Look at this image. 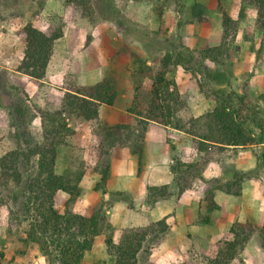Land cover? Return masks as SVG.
<instances>
[{"label":"rangeland","instance_id":"1","mask_svg":"<svg viewBox=\"0 0 264 264\" xmlns=\"http://www.w3.org/2000/svg\"><path fill=\"white\" fill-rule=\"evenodd\" d=\"M195 1H201L208 6L210 16L208 23H200L191 17L190 6ZM51 2L50 14L42 16L40 13L32 17L37 3H34L32 8L27 5L25 9L24 5L19 3L10 6L4 12L6 16H9L8 19H0V33L4 32L0 35V42L4 44V48L10 49L8 66L13 67L14 70L24 55L25 36L22 31L28 22H32L44 31L60 27L63 31L75 28L77 30L73 33L70 31L67 35L63 34V38L61 37L55 42L56 50L49 62V79L36 80L17 70L8 71L10 80L18 83L29 95L33 104L42 108H61L67 91L84 86L86 83L83 84L82 81L87 78L88 73L83 65L89 62L91 65L95 64L93 71H96L98 64L102 65L104 74L112 69L119 77L121 76L125 92L118 100L125 98L124 95L132 96V81L129 74L134 69L133 58L130 56L118 58L113 64L110 61L111 58L117 57L124 45L130 46L135 52L149 60L150 65H154L152 57H163L168 51L173 54L181 52L186 59L189 58L190 53L198 58L203 47L218 46L221 43L224 45V54L217 62H212L209 59L204 62L211 69H216L224 75L226 81L223 83H216L200 73L195 60L192 62L186 60L185 66L173 65L167 73L168 79L175 82L184 103L183 108L178 112V117L186 124L193 118L211 112L215 108L217 105L215 91L224 90L227 93L238 94L247 91L255 95L264 92L263 33L253 26L257 10L243 4V0H223L226 10L236 20L227 35L223 25V16L218 10L217 0H181L183 4L181 10H178L175 2H169L165 6L163 24L153 10L152 0L140 1V7L145 11L143 14L136 13L130 6L127 9L128 14L124 13L116 6L115 0H87L94 9L92 18L84 14L83 8L78 5V0H51ZM20 9H24L22 11L25 16H10L11 13L19 12ZM59 9L63 11L62 15L58 14ZM247 33L251 38L245 37ZM95 38L96 40L93 42ZM2 60L0 57V64H6L5 60ZM185 68L191 71H187ZM3 69L0 68V72ZM177 78L183 84L182 89L178 87ZM199 80L205 85L203 89L199 86ZM80 81L82 84H79ZM145 84L146 87L150 86L152 81L147 80ZM122 101L124 100L121 99L118 104H121ZM254 107L256 110H260L258 115L264 120V102H260ZM67 121L73 127L74 132L66 137L59 154L57 172L63 173L69 168L73 172H82L83 175L79 183V194L75 199H72L68 193L59 191L56 195V207L61 212L70 210L88 216L101 202H104L109 220L116 227L114 236L116 242L120 240L126 229L138 228L155 222L146 224L138 219H133L134 216L126 217L125 220H115L113 217L115 202L122 201L123 207L134 208L132 195L122 190L110 189L108 186L106 194L94 189L100 180L98 168L101 169L105 163L103 151L109 148L106 143L108 128L115 124L101 120L100 114L98 118L92 120L67 117ZM135 123L130 125H135ZM9 125L8 115L0 109V157L15 146L9 132ZM41 126V118L38 117L32 125V131L39 140V134L42 132ZM254 130L255 134L260 136L261 129L254 127ZM109 150L112 160V148ZM183 150L187 155L193 152L188 146H185ZM244 150L246 147H230L227 150L216 146L208 147L205 150L201 148V153L196 157L198 158L196 163L188 164L196 166L187 175L201 173V180L211 184L214 177L205 178L204 170L212 164L224 166L225 169H230L233 166L232 170H234L233 159ZM253 150L257 151V149ZM175 159H179V162L182 161L179 155H175ZM247 172L250 179L259 180L264 185V165H258ZM176 180L180 184V179ZM90 185L93 186L90 187ZM158 187H166V191H168L167 186ZM115 192H121L122 195ZM174 192L177 193V190ZM2 197L6 204L0 206V252H3L0 264H51V258L41 252L37 243L23 240L27 237L32 218L28 216V219L25 218L26 214L21 211L19 203L8 198L4 189ZM144 206L148 207V205ZM201 207L202 212H205L206 203L203 198ZM167 221L171 226L170 232L155 245L151 255L141 264H210V257L216 254L225 240L232 237L228 233L229 229L225 225L222 227V222L219 221L213 229L200 225L201 227L195 229L190 227L188 230L182 229L178 221L171 220L169 217H167ZM214 232H216V236H214ZM226 233L227 235H225ZM247 246H249L248 254H252L251 264H264V250L260 248L258 232L249 240ZM257 247L261 251L259 254L255 252ZM107 248L106 235L97 236L93 249L86 255L85 264H102L104 260L108 259ZM233 261L234 264H247L242 253Z\"/></svg>","mask_w":264,"mask_h":264},{"label":"trees","instance_id":"2","mask_svg":"<svg viewBox=\"0 0 264 264\" xmlns=\"http://www.w3.org/2000/svg\"><path fill=\"white\" fill-rule=\"evenodd\" d=\"M152 2L153 10L160 18L161 24L164 21L167 3L175 2L178 10L183 8L181 0ZM217 2L227 35L236 20L226 10L223 0ZM19 3L24 5V9L27 5L32 8L34 3H37L31 15L35 17L42 12L46 1L0 0V19H8L9 16L4 12L10 6ZM243 4L257 10L253 26L263 33L264 42V0H243ZM78 5L83 8L84 14L93 17L94 9L87 0H78ZM22 10L11 13L10 16H25ZM190 15L200 23L210 21L208 6L201 1H195L190 6ZM22 32L25 36L24 55L16 70L36 80H43L54 53L55 42L63 36L64 31L61 27L44 31L28 22ZM245 37L251 38L249 33ZM223 47L222 43L218 46H205L200 50L198 58L190 53L188 59L181 52L173 54L168 51L163 57H152L154 65H150L149 60L130 46L124 45L117 57L110 59L113 64L118 58L128 56L133 58L134 69L129 74L133 95L128 111L134 116L136 123L111 125L108 128L106 143L110 149L118 144H128L131 152L138 158V174L142 173L145 165L146 133L151 122L185 131L198 139L203 150L213 146L222 150L230 147L260 146L254 152L259 160L258 165H264V120L258 115L260 110L254 107L264 102V92L255 95L247 91L238 94L218 90L215 91L217 105L211 112L193 118L188 124L178 117L184 103L175 82L167 77L171 66H185L186 60L188 62L195 60L200 73L216 83H223L226 81L224 75L204 64L206 59L217 62L224 54ZM125 53L127 54L124 55ZM185 70L191 71L188 68ZM120 77L110 69L95 84L67 91L61 108L48 109L33 104L26 91L18 83L10 80L8 70L3 69L0 72V109L9 117V132L15 143L11 150L0 157V206L6 204L2 197L4 189L8 198L19 203L21 211L26 214L25 218H32L27 237L23 240L37 243L41 252L51 258V264H85L86 255L93 249L96 237L102 234L106 235L108 247V259L102 264H141L151 255L155 245L170 232L171 226L166 216L146 226L126 229L116 242L114 239L116 227L109 220L104 202L88 216L70 210L61 212L56 207V195L59 191H64L75 199L79 194V183L83 175L82 172H73L69 168L63 173L57 172L59 154L66 137L74 132L67 117L86 121L98 118L101 105H115L125 92L124 81ZM147 80H151L152 84L146 87ZM198 82L203 89L205 85L201 80ZM38 117L41 118L42 125L40 140L32 131V125ZM254 127L261 129L260 136L255 134ZM109 148L103 151L105 163L101 169L98 168L100 180L94 188L102 194L107 193L111 177L112 161ZM195 166L181 163L179 159L172 165L174 170L178 169L183 175ZM232 169L233 166L229 169L232 173L230 179L222 180L218 177L212 179L204 192L206 210L199 213L197 224L217 223L214 211L220 209L216 201L218 190L229 195H242L243 184L250 179L249 173L236 166L234 170ZM198 176L201 178V173ZM180 184H183V181H180ZM148 190L149 204L169 196L166 187L150 186ZM115 193L122 195L121 192ZM256 232L259 233L260 248L264 250V224L258 225L251 220L234 222L230 227L232 237L224 241L216 254L210 257L209 263L230 264L244 251ZM1 256L3 257L2 251Z\"/></svg>","mask_w":264,"mask_h":264},{"label":"crops","instance_id":"3","mask_svg":"<svg viewBox=\"0 0 264 264\" xmlns=\"http://www.w3.org/2000/svg\"><path fill=\"white\" fill-rule=\"evenodd\" d=\"M61 3L63 4V1H61ZM51 4V0L46 2L41 12L42 16L51 13ZM115 4L122 12L127 14L128 6L136 11V13L139 12L143 14L145 12L141 9L140 2L137 1L115 0ZM58 11V14H63V11L60 9ZM75 25L74 23V26ZM74 31H77L76 28L74 30L66 29L64 30V34L67 35L69 32L73 33ZM3 33L2 31L0 35ZM100 37H103V35H100ZM95 40L96 38L93 42H95ZM0 43V57L5 60L6 63L0 64V68H4L9 72L16 71L13 67L8 66L10 49L4 48V44L2 42ZM55 48L54 46V50H56ZM91 58H93L92 55ZM90 63L91 62L83 65V68H86L88 73L86 76L87 78L82 81L83 84L92 85L103 78L104 73L102 65L100 66L97 64L96 71H93L95 64L93 63L91 65ZM49 66L50 65H48L47 68L46 78L44 79H49ZM90 70H92V72H90ZM176 80L178 87L182 89L183 84L181 80L178 78ZM82 83L80 81L79 84ZM124 96L125 98H121L124 100L121 104H118L120 99L114 106L101 105L99 112L100 119L112 124L134 123V116L128 111L132 96ZM185 146L192 149V154H185L183 150ZM259 147L260 146L246 147V150L242 151L240 155L233 159L235 166L245 171L257 167L259 160L253 149L258 150ZM200 150L198 139L194 136L172 126L151 122L146 133L145 165L142 173L138 174V158L131 152L129 145H115L112 148V169L111 177L108 181V188L117 191L122 190L131 194L135 207L129 209L122 206V201L115 202L113 206L114 219L125 220L126 217L132 218V216H134L135 218L133 219H138L139 221H143V223L149 224L152 221H158L167 216L171 220L178 221L180 227L184 230H188L190 227L193 229L201 227L197 224L196 220L198 219L199 213L202 212V207L200 208V205L202 203V198H204V192L209 187V184L203 182L198 175L189 176L187 173L183 175L179 173L178 169L174 170L172 167V164L176 162L175 155H179L182 160L181 162L186 165L190 164V162L193 164L196 163L195 161L198 159L196 157L201 153ZM203 176L205 178L218 177L222 180H227L232 177V173L231 170L225 169L224 166L222 167L217 164L215 166V164H212L204 170ZM176 179L183 181V184H179ZM162 185L168 187V198L160 199L150 205L147 204L149 194L148 188L150 186ZM182 185L183 190L180 191V186ZM92 186L90 185V187ZM176 190L177 193L174 192ZM216 201L219 203L220 209L214 211V215L218 219L217 221L222 222V227L225 225L226 228L229 229V234H231V225L236 221L251 220L258 225L264 224V185L259 180L249 179L244 182L243 193L240 196L229 195L218 190ZM136 204L139 205L137 206ZM144 205H148V207ZM215 225L202 226L213 229ZM213 234L216 236V232ZM225 235H227V233ZM248 249L249 246L245 248L242 254H244L245 262L251 264L250 257L252 254H248ZM255 252L259 254V252H261L260 248ZM231 264H234V261H232Z\"/></svg>","mask_w":264,"mask_h":264}]
</instances>
